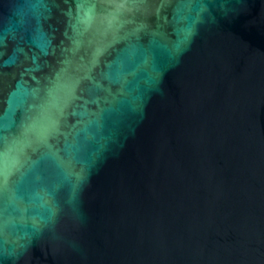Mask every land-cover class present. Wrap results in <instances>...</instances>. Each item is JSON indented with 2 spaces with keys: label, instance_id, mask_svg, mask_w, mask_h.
<instances>
[{
  "label": "water",
  "instance_id": "1",
  "mask_svg": "<svg viewBox=\"0 0 264 264\" xmlns=\"http://www.w3.org/2000/svg\"><path fill=\"white\" fill-rule=\"evenodd\" d=\"M0 264H264V0H0Z\"/></svg>",
  "mask_w": 264,
  "mask_h": 264
}]
</instances>
